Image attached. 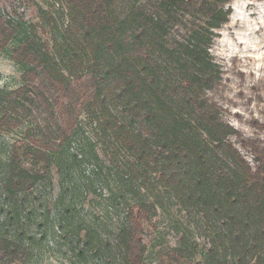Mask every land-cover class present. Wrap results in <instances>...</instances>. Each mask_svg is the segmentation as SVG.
Returning <instances> with one entry per match:
<instances>
[{
  "label": "trees",
  "instance_id": "obj_1",
  "mask_svg": "<svg viewBox=\"0 0 264 264\" xmlns=\"http://www.w3.org/2000/svg\"><path fill=\"white\" fill-rule=\"evenodd\" d=\"M63 1L61 40L53 18L41 13L50 37L41 41L31 32L18 39L11 59L23 68L24 84L0 89V131L25 125L27 139L12 146L0 177V264L33 257L35 237L27 228L40 198L30 195L44 175L23 162L47 171L76 126L78 108L110 101L125 113L103 118L114 140L175 196L218 216L217 242L237 264H264V147L254 150L253 165L246 161L229 140L234 128L201 95L213 82L206 32L227 22L228 0H131L134 8L118 7L122 0ZM184 15L191 32L178 39L169 29ZM18 27L0 16V52ZM84 70L89 74L82 78ZM193 129L213 149H205ZM215 149L222 157H212ZM153 213L149 203L127 205L106 237L107 264H143L142 224Z\"/></svg>",
  "mask_w": 264,
  "mask_h": 264
},
{
  "label": "rangeland",
  "instance_id": "obj_2",
  "mask_svg": "<svg viewBox=\"0 0 264 264\" xmlns=\"http://www.w3.org/2000/svg\"><path fill=\"white\" fill-rule=\"evenodd\" d=\"M117 5L134 8L131 0ZM227 8V22L206 32L213 82L201 95L234 128L229 140L253 165L254 150L264 147V0H228ZM45 12L53 18L60 33L57 40H61L67 24L63 0H0V16L19 26L13 42L0 52V89L10 91L24 84L23 68L11 59L12 48L24 34L32 32L41 41L50 37L49 27H41ZM178 20L169 32L181 39L189 35L192 24L188 15ZM63 63L60 68L67 75ZM85 71L82 78L89 74ZM78 109L76 126L47 171L23 162L31 172L44 175L30 195L40 198V205L34 202L27 228L35 237L33 257L27 264H107L108 232L119 227L127 205L135 202L154 206V213L142 224L143 264H210V257L214 264H237L217 242L223 230L218 216L175 196L157 173L145 172L135 156L114 140L103 118L123 116L118 103ZM24 128L0 131V177L12 146L27 141ZM192 131L205 144L206 135H200V129ZM207 144L205 149H213ZM220 156L215 149L212 157Z\"/></svg>",
  "mask_w": 264,
  "mask_h": 264
}]
</instances>
